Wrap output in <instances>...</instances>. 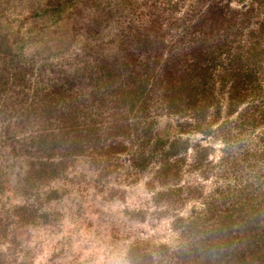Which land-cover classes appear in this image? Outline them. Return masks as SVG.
<instances>
[{
    "label": "trees",
    "instance_id": "trees-1",
    "mask_svg": "<svg viewBox=\"0 0 264 264\" xmlns=\"http://www.w3.org/2000/svg\"><path fill=\"white\" fill-rule=\"evenodd\" d=\"M184 2L47 0L16 28L0 0V117L18 153L30 157L22 193L41 199V184L92 153L107 174L123 153L140 169L158 161L154 179L165 188L155 191V202L184 205L193 197L201 206L174 217L177 246L137 240L129 264H264V130L250 136L264 126V0L247 8L232 0H192L179 32L168 39ZM30 20L46 24L23 31ZM63 21L73 35L62 50H70L77 34L82 45L64 61L47 63L59 53L54 49L39 61V45L30 46L59 36L46 30ZM157 108L183 118L180 132L220 138L219 161L210 159L212 147L156 130ZM190 148L195 153L188 162ZM187 171L217 182L209 191L202 184L185 187ZM5 181L0 264H32L10 225H37L49 221V213L28 203L6 207ZM59 197L51 188L43 201Z\"/></svg>",
    "mask_w": 264,
    "mask_h": 264
},
{
    "label": "rangeland",
    "instance_id": "rangeland-1",
    "mask_svg": "<svg viewBox=\"0 0 264 264\" xmlns=\"http://www.w3.org/2000/svg\"><path fill=\"white\" fill-rule=\"evenodd\" d=\"M1 1L16 18L15 27L18 28L19 20L34 9L42 8L47 0ZM191 1L186 0L173 14L175 19H180L168 39L174 38L179 32L181 17L186 15ZM252 3L254 0H232V6L236 7L247 8ZM66 23L63 21L60 24H51L46 32L52 34L57 29L59 36L54 34V39H50V36L45 35V39H38L30 46L31 51L39 45V61L43 56L45 58L52 55L50 49L59 53L48 58L47 63L64 61L70 53L80 48L84 37L77 34L70 50H62L61 42H69L73 35ZM45 24L30 20L22 26V30L31 27L38 32L37 26ZM37 79L33 80L37 82ZM33 87L36 88V83ZM30 92L32 93L33 89ZM154 116L157 119L156 130L162 134L171 137L182 135L189 137L192 142H201L204 146L212 147L210 159L214 162H218L223 155L224 143L220 138L214 135L204 136L196 131L180 132L178 123L183 121V118L168 114L162 108H157ZM225 117L223 114L222 120ZM5 125L6 122L0 117V169L3 170L0 180L6 177V190L2 193L3 200L7 202L6 207L28 203L40 208L41 212L49 213V221L43 220L37 225L17 227L16 222L10 225L21 242L20 247L30 252L29 261L32 264H129L128 250L137 240L149 241L156 245L167 243L173 247L177 246L180 236L172 227L174 217L176 214L186 216L194 206H201V200L193 197L187 199L184 205L168 200L156 203L155 191L165 188L154 179L159 162L153 161L146 169H140L132 165L126 153L120 155L119 165L112 166L109 174L105 173L104 163L97 162L99 157L95 153L80 156L61 177L50 184H41V199L28 197L22 193V186L30 157L25 153H18L19 147L15 149L13 140L5 131ZM263 130L264 126H261L250 136L254 139ZM22 135L19 133L17 136ZM152 142L143 146L144 153L150 152ZM129 145L130 150L134 152L139 148L138 143ZM194 153V149L190 148L187 154L188 162L192 161ZM216 182L215 176L204 179L198 173L187 171L181 185L186 187L202 184L209 191ZM51 188L57 189L60 197L51 202L43 201L44 193ZM1 215H4L3 211Z\"/></svg>",
    "mask_w": 264,
    "mask_h": 264
}]
</instances>
